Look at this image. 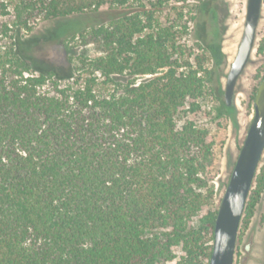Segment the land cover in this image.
Masks as SVG:
<instances>
[{
	"label": "trees",
	"instance_id": "obj_1",
	"mask_svg": "<svg viewBox=\"0 0 264 264\" xmlns=\"http://www.w3.org/2000/svg\"><path fill=\"white\" fill-rule=\"evenodd\" d=\"M186 1L0 0V264H209L212 143L188 116L227 60L211 41L184 61L156 13ZM124 8L79 34L97 55L66 46L70 71L18 52L42 23Z\"/></svg>",
	"mask_w": 264,
	"mask_h": 264
},
{
	"label": "rangeland",
	"instance_id": "obj_2",
	"mask_svg": "<svg viewBox=\"0 0 264 264\" xmlns=\"http://www.w3.org/2000/svg\"><path fill=\"white\" fill-rule=\"evenodd\" d=\"M246 7L247 0H187L185 3L163 7L156 13L161 23L169 25L177 21V44L185 54L184 61L189 57L192 61L195 57L202 58L205 44L211 41L221 43L226 55L221 91L218 90L217 79L207 82L201 110L188 116L198 126L208 130L212 143V156L205 174L212 198L204 212L219 208L252 120L254 96L264 76L263 3L256 47L236 85L232 115L225 103V86L242 39ZM131 11L130 8L103 9L95 14L42 23L19 43L18 52L37 68L53 66L61 71H70L72 66L67 60L74 53L68 51L67 45L80 46V53L87 51L90 56L97 55L99 46L86 44L90 38H80L79 34L90 27L107 24L111 19H119ZM180 13L183 15L181 19ZM204 65L211 68L207 62ZM263 164L264 153L260 166ZM255 187L253 183L251 190H255ZM234 264H264V194L253 215L242 218Z\"/></svg>",
	"mask_w": 264,
	"mask_h": 264
},
{
	"label": "water",
	"instance_id": "obj_3",
	"mask_svg": "<svg viewBox=\"0 0 264 264\" xmlns=\"http://www.w3.org/2000/svg\"><path fill=\"white\" fill-rule=\"evenodd\" d=\"M264 0H247L244 31L238 52L227 74L225 103L233 105L238 80L256 47ZM264 153V77L253 102V116L244 143L221 199L209 264H234L237 239L245 207Z\"/></svg>",
	"mask_w": 264,
	"mask_h": 264
},
{
	"label": "bare ground",
	"instance_id": "obj_4",
	"mask_svg": "<svg viewBox=\"0 0 264 264\" xmlns=\"http://www.w3.org/2000/svg\"><path fill=\"white\" fill-rule=\"evenodd\" d=\"M248 66V65H247ZM247 68V67H246Z\"/></svg>",
	"mask_w": 264,
	"mask_h": 264
}]
</instances>
